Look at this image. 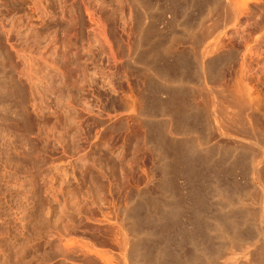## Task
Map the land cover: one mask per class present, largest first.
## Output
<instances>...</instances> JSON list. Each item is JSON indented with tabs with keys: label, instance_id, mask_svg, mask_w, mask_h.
<instances>
[{
	"label": "rangeland",
	"instance_id": "1",
	"mask_svg": "<svg viewBox=\"0 0 264 264\" xmlns=\"http://www.w3.org/2000/svg\"><path fill=\"white\" fill-rule=\"evenodd\" d=\"M256 2H251L248 19L237 22L225 8V0H0V264H105L95 251L107 253L113 264H137V255L145 251L153 256L140 260L155 264L162 245L158 240L165 234L168 250L176 258L180 256V262L263 263L264 248L259 246L262 251L253 246L257 228L250 231L247 226L249 230L245 228L238 234L237 241L229 235L230 240H225L214 230L227 214L237 220L243 216L239 222L246 212L258 220L262 218L264 197L255 176L257 160L264 152V123L259 127L263 131H257L259 128L247 118L246 109L242 105L241 111L235 108L238 98L234 89L235 75L240 73L245 57L244 41L248 36H264L260 32L264 31L262 23L253 26L261 14L257 13ZM86 8L97 16L96 24L90 23ZM12 25L16 31V27L20 29L24 44H20L23 42L19 37L17 44L29 55H25L30 59L28 70L32 68L28 77L33 75V80L24 78L20 58L7 45L5 33ZM223 90L235 94L224 95ZM223 95L229 99L233 96L228 102L233 100L236 106L230 104L234 108L222 109L225 112L221 113L227 103ZM230 105L227 103V107ZM218 165L223 170L219 168L215 173ZM184 169L196 171L187 175ZM199 191L206 196L202 197ZM231 195L237 198L232 200ZM177 209L183 210L178 213ZM144 211L152 220L160 215L165 224L157 218L148 222L145 219L150 217L146 218ZM223 214L226 215L221 217ZM172 216H180L179 222H174ZM189 217L202 222L204 232L213 236H206L211 241L205 239L200 224L198 238L199 232L194 235L198 242H189L191 238L187 237L191 235H180V224ZM134 218L140 224L137 219L131 221ZM168 224L176 228L172 231ZM120 225L123 228H118ZM165 225L172 234L163 232L167 230ZM119 229L128 243L124 252L115 242ZM204 245L206 250L202 249Z\"/></svg>",
	"mask_w": 264,
	"mask_h": 264
},
{
	"label": "bare ground",
	"instance_id": "2",
	"mask_svg": "<svg viewBox=\"0 0 264 264\" xmlns=\"http://www.w3.org/2000/svg\"><path fill=\"white\" fill-rule=\"evenodd\" d=\"M33 1H36V0H33ZM39 1V0H38ZM217 1V0H216ZM224 1V0H223ZM255 1V0H254ZM257 2L256 3H258V5H256V9L258 10V12L257 13H261L260 15H259V17H257V18H259L257 21H256V23H254L253 24V26L255 27V26H258V24H260V23H262V25L264 26V0H256ZM41 2H43V1H41ZM251 2H253V0H225V8H227V10L229 11V12H231V14L234 16V18L236 19V21L238 22H243V21H245V19L247 18L248 19V16H250L251 15V13H250V5H251ZM62 3V2H61ZM255 3V2H254ZM42 4V3H41ZM60 5H62V4H60ZM85 5V4H84ZM189 5V4H188ZM209 5V4H208ZM211 5V4H210ZM223 5V4H222ZM190 6V5H189ZM63 7V6H62ZM61 7V8H62ZM209 7V6H208ZM207 8V7H206ZM211 8V7H210ZM210 8H207V9H210ZM60 10H62V9H60ZM256 10V11H257ZM86 11H87V13H88V15L87 16H89V21H90V23H94V24H96V20H95V18L94 17H97V16H94L93 14H92V12L90 13L89 12V9L88 8H86ZM255 11V12H256ZM43 12V9H42V11L40 12V13H42ZM61 12V11H60ZM63 12V11H62ZM252 12H254L253 10H252ZM86 13V14H87ZM94 13H95V11H94ZM228 13V12H227ZM224 14V13H223ZM229 15V14H228ZM227 15V16H228ZM257 15V14H256ZM43 16V15H42ZM41 16V17H42ZM209 17H210V15H208ZM224 16V15H223ZM226 16V15H225ZM254 16V15H253ZM258 16V15H257ZM232 17V16H231ZM99 18V17H98ZM217 18V17H216ZM223 18V17H222ZM97 19V18H96ZM100 19V18H99ZM224 19V18H223ZM230 18H228V20H229ZM225 20H227V19H225ZM256 20V19H255ZM254 20V21H255ZM76 21V20H75ZM99 21H101V20H99ZM231 21V20H230ZM247 21V20H246ZM214 22V21H213ZM217 22V21H216ZM225 22V21H224ZM100 23V22H99ZM245 24V23H244ZM250 24H252L251 22L249 23V25ZM92 25V24H91ZM100 25V24H99ZM98 25V26H99ZM222 25V24H221ZM102 26H104L103 24H102ZM259 26H261V24L259 25ZM263 26H262V29H263ZM250 27V26H249ZM248 27V29H250V28H252V27H250L249 28ZM103 28V27H102ZM222 28V27H221ZM256 28H258V27H256ZM256 28H253V29H256ZM16 29H17V31L13 28V25H12V28H11V30H9L8 32H6L5 33V38H6V42L8 43L7 45H9V47H10V49H11V52L13 53V54H15L18 58H20V60H21V64H22V66H23V69H22V71H23V73L22 74H24L23 76H25L24 78H26V79H28V78H30V77H28L29 75H31V74H29V72L31 73L32 71V68H31V70H28V69H30V67H28V62H30V59L28 58V60H27V58L25 57V55L27 54L24 50H23V48H21L22 46H20V44H24V40H23V38H22V36L20 35V29L18 28V27H16ZM100 29V28H99ZM261 29V27L259 28V30ZM105 30V29H104ZM251 30V29H250ZM258 29H257V31H256V33L259 31ZM102 32H103V30H102ZM248 32V31H247ZM255 32V31H254ZM261 33L263 32V35H264V31H260ZM15 33H17L16 35H15ZM103 34H105V32L103 33ZM198 34V33H197ZM208 34V33H207ZM254 34V33H253ZM253 34H250L249 33V35H253ZM260 34V33H259ZM106 35V34H105ZM200 35V34H199ZM226 35V34H225ZM256 35H258V34H256ZM203 36H206V34H204ZM17 37H19L20 38V40H22L21 42H23V43H20L18 40H17ZM105 37V36H104ZM193 38H194V36H193ZM250 39L249 41H251V42H249L247 39ZM248 38L246 39L248 42H246V40L244 41L245 42V44H246V46H245V52H243L245 55V57H244V59L243 60H241L242 62H241V68H240V73L238 74L237 73V75H235V77H236V80H235V83L234 84H236V86H235V92L237 93V95H235V97L236 98H238V100H234L235 102H237V103H235V104H237V106L236 105H234L233 103H232V101H230V102H228L229 100H231V98L233 97V96H228V97H231L230 99L229 98H227V97H224V95L227 93L228 95H231V94H235V92H231L230 90V93H228L227 91H224L225 93H224V95H223V99L225 98H227V103L230 105V104H233L232 106H236L235 108H238V111H241V110H239L240 109V105H242V107L243 108H245L246 109V113H248V119H250L252 122H253V124L254 123H256L257 124V126H258V128L260 127V125H261V123H264V52L263 51H261V50H263L264 49V36H262V34H261V36L260 35H258V36H256L255 38L253 37L252 38V36L251 37H249L248 36ZM251 38H252V40H251ZM69 39V38H68ZM106 40H107V38H105ZM222 39V38H221ZM245 39V38H244ZM16 40V41H15ZM206 39H204L203 41H205ZM215 40V39H214ZM20 43V44H17L18 42ZM67 41V40H66ZM197 41V40H196ZM16 42V43H15ZM69 42V41H68ZM71 42V41H70ZM69 42V43H70ZM222 42H223V40H222ZM221 42V40H220V43L221 44H224V43H222ZM107 43V42H106ZM220 43H217V44H220ZM63 44H64V42H63ZM196 44V43H195ZM215 44V43H214ZM65 45H66V43H65ZM65 45H63L64 47H65ZM200 45V44H199ZM230 45V44H229ZM227 46V45H226ZM65 49V48H64ZM216 49V48H215ZM211 50V49H210ZM209 50V51H210ZM225 50H226V48H225ZM66 51V50H65ZM217 51V50H216ZM213 52V51H212ZM212 52H209V53H211L212 54ZM215 52V51H214ZM220 53H222V52H220ZM65 54V53H64ZM15 56V57H16ZM27 56H29L28 54H27ZM215 57V56H214ZM17 58V59H18ZM184 58V57H183ZM157 59V58H156ZM19 60V59H18ZM28 61V62H27ZM215 61H217V60H215ZM219 61V60H218ZM182 62V61H181ZM199 63H201V62H199ZM187 64V63H186ZM207 64V63H206ZM205 64V65H206ZM211 64V63H210ZM183 65H184V63H183ZM29 66H30V64H29ZM189 66V65H188ZM200 66V65H199ZM212 66V65H211ZM214 66V65H213ZM31 67H32V65H31ZM182 68H183V66H181ZM181 67H179V68H181ZM206 67V66H205ZM199 68H201V67H199ZM172 70V69H171ZM201 70V69H200ZM175 71V70H174ZM179 71V70H178ZM183 71V70H182ZM199 71V70H198ZM206 71V70H205ZM237 71V70H236ZM235 71V72H236ZM181 72V71H180ZM234 72V73H235ZM162 73H164L163 71H162ZM206 73V72H205ZM233 73V71H232V74H234ZM175 74V73H174ZM209 74V73H208ZM184 75V74H183ZM186 75V74H185ZM23 76H22V78H23ZM208 76V75H207ZM32 77H33V75H32ZM31 77V78H32ZM179 77V76H178ZM235 77H234V79H235ZM21 78V79H22ZM30 78V79H31ZM201 78V77H200ZM208 78V77H207ZM209 78H211L210 76H209ZM208 78V79H209ZM231 78H232V75H231ZM26 79H24V80H26ZM207 79V80H208ZM23 80V79H22ZM31 80H33V79H31ZM30 80V81H31ZM210 80V79H209ZM233 81V80H232ZM26 83H30V82H27V80L25 81ZM32 82V81H31ZM210 82V81H209ZM30 84H32V85H34L33 84V82L32 83H30ZM30 84H28V85H30ZM32 85H30L31 87H32ZM223 85H224V83H223ZM226 85V84H225ZM221 86V85H220ZM227 86V85H226ZM231 86V85H230ZM210 87V86H209ZM234 87V86H233ZM233 87H232V90H233ZM33 88V87H32ZM31 88V89H32ZM221 88V87H220ZM219 88V89H220ZM153 89V88H152ZM215 89V88H214ZM159 90V89H158ZM213 90V89H212ZM221 90V89H220ZM156 91H157V89H156ZM215 91V90H214ZM222 91V90H221ZM234 91V90H233ZM216 92V91H215ZM153 93V92H152ZM172 93V92H171ZM175 94V93H174ZM219 94L221 95V93H220V91H219ZM226 94V95H227ZM176 95V94H175ZM178 96V95H177ZM222 96V95H221ZM238 96V97H237ZM179 97V96H178ZM222 98V97H221ZM235 98V99H236ZM181 99V98H180ZM216 99V98H215ZM218 99V98H217ZM234 99V98H233ZM161 101V100H160ZM167 101V100H166ZM170 101V100H169ZM217 101V100H216ZM156 102V101H155ZM154 102V103H155ZM159 102V101H158ZM223 102H226V100H224ZM160 103V102H159ZM172 103V102H171ZM174 103V102H173ZM216 103V102H215ZM227 103L224 105V108H221V110L222 109H226V110H228L227 108H234V107H232L231 105V107H227ZM157 104V103H156ZM163 103H161L160 105H162ZM217 104V103H216ZM165 105V104H164ZM178 105V104H177ZM160 107V106H159ZM165 107H166V105H165ZM169 107V106H168ZM173 107H175V106H173ZM170 108V107H169ZM176 108V107H175ZM178 108V107H177ZM168 109V108H167ZM216 109H217V107H216ZM244 109V110H245ZM164 110V109H163ZM175 110V109H174ZM182 110V109H181ZM234 110V109H233ZM244 110L242 109V111H243V113H242V116H243V114H244ZM24 111V110H23ZM176 111H178V110H176ZM176 111H175V113H176ZM180 111V110H179ZM232 111V110H231ZM237 110H236V112H238ZM168 112V111H167ZM171 112V111H170ZM173 112V111H172ZM218 112V111H217ZM216 112V113H217ZM223 112H225V111H223L222 110V112L221 113H223ZM229 112H230V110H229ZM174 113V112H173ZM172 113V114H173ZM179 113V112H178ZM182 113V112H181ZM220 113V114H221ZM228 113V112H227ZM226 113V114H227ZM238 113H240V112H238ZM211 114V113H210ZM225 114V113H224ZM223 114V115H224ZM234 114V113H233ZM26 115V114H25ZM175 116L177 115V114H174ZM223 115H221V116H223ZM245 115V114H244ZM173 116V115H172ZM225 116V115H224ZM227 116H229V115H227ZM232 116V115H231ZM234 116V115H233ZM178 117V116H177ZM214 117V116H213ZM235 117H236V115H235ZM237 117H240V116H237ZM174 118H176V117H174ZM179 118L181 119V117L179 116ZM183 118V117H182ZM218 118H220V116L218 117ZM223 118V117H222ZM227 118V117H226ZM225 118V119H226ZM229 118V117H228ZM246 118V117H245ZM184 119V118H183ZM230 119V118H229ZM179 120V119H178ZM217 120V119H216ZM216 120H215V123H216ZM220 120H221V123L223 122L222 121V119L220 118ZM220 120L218 119V121L220 122ZM233 120V119H232ZM238 120V119H237ZM21 121V120H20ZM25 121V120H24ZM180 121V120H179ZM189 121V120H188ZM14 121H12V123H13ZM17 122V121H16ZM181 122V121H180ZM197 122V121H196ZM241 122V121H240ZM251 122V123H252ZM182 123V122H181ZM177 124H179V123H177ZM185 124V123H184ZM181 125V124H180ZM183 125V124H182ZM187 125V124H186ZM222 125V124H221ZM185 126V125H184ZM224 126V125H223ZM227 126V125H226ZM263 126V125H262ZM261 126V127H262ZM178 127V126H177ZM225 127V126H224ZM255 127V126H254ZM179 128H180V126H179ZM190 128V127H189ZM264 128V127H263ZM177 129V128H176ZM185 129V128H184ZM230 129V128H229ZM260 129L261 128H259V130H257V131H260ZM165 130V129H164ZM219 130V129H218ZM262 130V129H261ZM180 131V130H179ZM183 131V130H182ZM185 131V130H184ZM263 131V130H262ZM164 132V131H163ZM256 132V131H255ZM154 133V132H153ZM166 133V132H165ZM260 133V132H259ZM259 133H258V135H259ZM264 133V132H263ZM264 135V134H263ZM157 137V136H156ZM160 137V136H159ZM158 137V138H159ZM11 139V138H10ZM9 139V140H10ZM161 139V138H160ZM12 140V139H11ZM30 140V139H29ZM158 140V139H157ZM182 140V139H181ZM164 140H162V142H163ZM169 141V140H168ZM197 141V140H196ZM13 142V141H12ZM181 142V141H180ZM179 142V143H180ZM258 142V141H257ZM6 143V142H5ZM4 143V144H5ZM11 143V142H10ZM159 143H160V141H159ZM166 143V142H165ZM175 143V142H174ZM183 143V142H182ZM187 143V142H186ZM185 143V144H186ZM194 143H196V142H194ZM206 143V142H205ZM204 143V144H205ZM0 144H2V143H0ZM3 144V145H4ZM12 144V143H11ZM13 144H16V143H13ZM161 144V143H160ZM164 144V143H163ZM178 144V143H177ZM188 144V143H187ZM203 144V145H204ZM8 145V144H7ZM167 145V144H166ZM171 145H173V144H171ZM176 145V144H175ZM183 145H184V143H183ZM196 145V144H195ZM206 145V144H205ZM221 145V144H220ZM223 145V144H222ZM221 145V146H222ZM1 146V145H0ZM5 146H6V144H5ZM160 146V145H159ZM179 146V145H178ZM192 146V145H191ZM3 147V146H2ZM11 147H12V145H11ZM18 147V146H17ZM161 147H165V146H161ZM193 147V146H192ZM237 147V146H236ZM263 147H264V145H263ZM8 148V147H7ZM14 149H15V147H13ZM160 148V147H159ZM179 148V147H178ZM177 148V149H178ZM181 148V147H180ZM189 148V147H188ZM216 148H217V146H216ZM219 148V147H218ZM230 148V147H229ZM239 148V147H238ZM21 149V148H20ZM165 149H166V147H165ZM175 149V148H174ZM186 150H187V148H185ZM190 149V148H189ZM188 149V150H189ZM220 149V148H219ZM218 149V150H219ZM10 150V149H9ZM15 150H18V148L17 149H15ZM167 150V149H166ZM169 150V149H168ZM173 150V149H172ZM183 149H181V151H182ZM194 150V149H193ZM192 150V148H191V151H193ZM205 150V149H204ZM217 150V151H218ZM263 150V149H262ZM12 151H13V149H12ZM164 151V150H163ZM178 151H179V149H178ZM195 151V150H194ZM238 151V150H237ZM10 152V151H9ZM18 152V151H17ZM165 152V151H164ZM170 152V154H171V152L172 151H169ZM168 152V153H169ZM176 152V151H175ZM174 152V153H175ZM213 152V151H212ZM225 152H227V151H225ZM260 152V151H259ZM13 153H15L14 151H13ZM28 153V152H27ZM162 153V152H161ZM187 153H188V151H187ZM186 153V154H187ZM192 153V152H191ZM191 153H188V154H191ZM219 153V152H218ZM221 153V152H220ZM219 153V154H220ZM223 153V152H222ZM236 153V152H235ZM261 154H262V156L261 157H259L260 159L259 160H257V158H256V160H257V165H256V175L257 176H255V177H257L258 178V181H259V183H260V185H261V195L264 197V152L262 153V152H260ZM3 154V153H2ZM17 154V153H16ZM15 154V155H16ZM30 154V153H29ZM192 154H194V153H192ZM196 154V153H195ZM226 154V153H225ZM241 154V153H240ZM247 154H249V153H247ZM5 155V154H4ZM9 154H7V156H8ZM169 155V154H168ZM173 156H174V154H172ZM177 155H179V154H177ZM214 155V154H213ZM217 155V154H216ZM223 155V154H222ZM238 155V154H237ZM257 155V154H256ZM255 155V156H256ZM259 155V154H258ZM6 156V157H7ZM12 156H13V154H12ZM11 156V157H12ZM17 156V155H16ZM165 156H167V155H165ZM175 156H176V154H175ZM195 156V155H194ZM199 156V155H198ZM221 156V155H220ZM240 156V155H239ZM241 156H242V154H241ZM25 157V156H24ZM28 157H30V156H28ZM42 157V156H41ZM179 157H180V155H179ZM205 157V156H204ZM248 157H249V155H248ZM254 157V156H253ZM10 158V157H9ZM19 158V157H18ZM21 158V157H20ZM26 158V157H25ZM31 158V157H30ZM169 158H171V157H169ZM176 158V157H175ZM174 158V159H175ZM198 158V157H197ZM226 158V157H225ZM231 158V157H230ZM233 158V157H232ZM238 158V157H237ZM243 158V157H242ZM13 159H14V157H13ZM28 159V158H27ZM173 159V158H172ZM196 159V158H195ZM207 159H208V157H207ZM222 159V158H221ZM252 159H254V158H252ZM11 160V159H10ZM29 160V159H28ZM218 161H219V159H217ZM227 160V159H226ZM230 160V159H229ZM243 160V159H242ZM247 160V159H246ZM250 160V159H249ZM21 161V160H20ZM25 161V160H24ZM172 161V160H171ZM194 161V160H193ZM235 161H237V160H235ZM241 161V159L239 160V162ZM244 161V160H243ZM251 161H253V160H251ZM14 162V161H13ZM22 162H23V160H22ZM28 162V161H27ZM173 162V161H172ZM182 162H184V161H182ZM207 162H208V160H207ZM210 162H212V161H210ZM220 162V161H219ZM223 162H225V161H223ZM230 162V161H229ZM228 162V163H229ZM242 162V161H241ZM37 163V162H36ZM168 163V162H167ZM171 163V162H170ZM213 163V162H212ZM215 163H217V162H215ZM246 163V162H245ZM252 163V162H251ZM12 164V163H11ZM15 164V163H14ZM173 164H176V163H173ZM188 164V163H187ZM187 164H186V166H187ZM200 164H202V163H200ZM208 164V163H207ZM211 164V163H210ZM223 164V163H222ZM234 164V163H233ZM241 164V163H240ZM168 165V164H167ZM171 165V164H170ZM184 165V164H183ZM182 165V166H183ZM215 165V164H214ZM217 165V164H216ZM215 165V166H216ZM247 165V164H246ZM4 166V165H3ZM176 166H178V165H176ZM186 166H185V168H186ZM188 166H189V164H188ZM187 166V168H189ZM190 166H191V164H190ZM193 166V165H192ZM191 166V167H192ZM219 166V165H218ZM233 166V165H232ZM236 166V165H235ZM242 166V165H241ZM179 167H180V165H179ZM197 167V166H196ZM200 167V166H199ZM231 167V166H230ZM253 167V166H252ZM177 169H178V167H176ZM175 168V169H176ZM184 168V167H183ZM195 168V167H194ZM193 168V169H194ZM213 168V167H212ZM219 168H222V167H218L214 172L216 173V171L219 169ZM239 168V167H238ZM251 168V167H250ZM182 169V168H181ZM193 169H188V170H186L185 171V169L183 170V171H185V172H187V175H191V174H195V171L196 170H193ZM196 169V168H195ZM199 169V168H198ZM210 169V168H209ZM236 169V168H235ZM171 170V169H170ZM172 170H174L173 168H172ZM171 170V171H172ZM200 170V169H199ZM201 170H202V168H201ZM200 170V171H201ZM206 170V169H205ZM212 170V169H211ZM222 170H223V168H222ZM231 170V169H230ZM251 170V169H250ZM166 171H169V170H166ZM176 171V170H175ZM178 171V170H177ZM199 171V172H200ZM202 171H204V170H202ZM201 171V172H202ZM207 171H208V169H207ZM219 171V170H218ZM225 171V170H224ZM173 172V171H172ZM178 172H180V171H178ZM178 172H176L175 174L176 175H178L177 173ZM185 172H184V174H185ZM200 172V173H201ZM209 172V171H208ZM222 172V171H221ZM220 172V173H221ZM226 172V171H225ZM236 172V171H235ZM253 172V171H252ZM255 172V171H254ZM182 173V172H181ZM190 173V174H189ZM210 173H211V171H210ZM170 174H171V172H170ZM174 174V173H173ZM183 174V175H184ZM199 174V173H198ZM208 174V173H207ZM217 174H218V172H217ZM181 174H179V176H180ZM212 175V174H211ZM214 175V174H213ZM212 175V176H213ZM219 175V174H218ZM178 176V177H179ZM184 176H186V174L184 175ZM194 176V175H193ZM193 176H191V178H193ZM202 176L203 175H201V177L200 178H202ZM208 176H209V174H208ZM216 176V175H215ZM224 176V175H223ZM227 176V175H226ZM230 176V175H229ZM251 176V175H250ZM187 177H189V176H187ZM214 177V176H213ZM212 177V178H213ZM220 177V175L217 177L216 176V178H219ZM235 177V176H234ZM174 178V177H173ZM181 178H182V176H181ZM190 178V177H189ZM215 178V177H214ZM215 178V179H216ZM224 178V177H223ZM184 179H185V177H184ZM206 179V178H205ZM235 179V178H234ZM183 180V179H182ZM190 180V179H189ZM193 180V179H192ZM196 181H197V179H195ZM199 180H201V179H199ZM218 180V179H217ZM220 180V179H219ZM203 181V180H202ZM206 181V180H205ZM224 181V180H223ZM233 181V180H232ZM253 181V180H252ZM186 182V181H185ZM207 182V181H206ZM212 182V181H211ZM238 182V181H237ZM236 182V183H237ZM166 183V182H165ZM204 183V182H203ZM215 183H219L218 181L216 182L215 181ZM167 184V183H166ZM169 184V183H168ZM186 183H184V185H185ZM190 184V183H189ZM188 184V185H189ZM202 184V183H201ZM201 184H198V186L199 185H201ZM207 184V183H206ZM214 184V183H213ZM212 184V185H213ZM229 184H231V186L230 187H232V183H229ZM171 185H172V183H171ZM197 185V184H196ZM203 185H205V184H203ZM214 185H216V184H214ZM213 185V186H214ZM221 185V184H220ZM233 185H234V183H233ZM238 185V184H237ZM175 186V185H174ZM177 186H179V185H177ZM176 186V187H177ZM187 186V185H186ZM192 186H195V185H192ZM197 186V187H198ZM222 186V185H221ZM220 186V187H221ZM169 187V186H168ZM189 187V186H188ZM215 187V186H214ZM213 187V188H214ZM174 188V187H173ZM183 188V187H182ZM195 188H196V186H195ZM209 188V187H208ZM219 188V187H218ZM217 188V189H218ZM235 188H236V186H235ZM234 187H233V191H234V189H235ZM237 188H239V187H237ZM260 188V187H259ZM186 189V188H185ZM194 189V188H193ZM216 189V190H217ZM221 189V193H222V188H220ZM179 190H181L180 188H179ZM179 190H178V192H176L177 194H179ZM200 190H202V189H200ZM204 190V189H203ZM215 190V189H214ZM213 190V191H214ZM223 190H224V187H223ZM225 190H227V189H225ZM236 190V189H235ZM238 190V189H237ZM245 190V189H244ZM166 191V190H165ZM170 191V190H169ZM176 191V190H175ZM183 191V190H182ZM211 191V190H210ZM218 191V190H217ZM217 191H215L214 193L216 194V192ZM228 191V190H227ZM246 191V190H245ZM21 192V191H20ZM31 192V191H30ZM194 192V191H193ZM196 192V191H195ZM198 192V191H197ZM196 192V193H197ZM201 191H199V193H200ZM212 192V191H211ZM219 192V191H218ZM217 192V194H219ZM236 192V191H235ZM23 193V192H22ZM182 193V192H181ZM186 193V192H185ZM191 193V192H190ZM207 193H209V192H207ZM224 193V192H223ZM228 193V192H227ZM231 193V192H230ZM229 193V194H230ZM233 193V192H232ZM237 193V192H236ZM183 194V193H182ZM194 194V193H193ZM211 194V193H210ZM224 194H226V193H224ZM228 194V195H229ZM234 194V193H233ZM167 195V194H166ZM171 195V194H170ZM181 195V194H180ZM188 195V194H187ZM198 195V194H197ZM200 195L202 196V197H205V196H203L201 193H200ZM208 195V194H207ZM221 194H219V196H220ZM237 195V194H236ZM236 195H231V199L232 200H234V197L236 196ZM240 195V194H239ZM246 195V194H245ZM172 196V195H171ZM174 196V195H173ZM184 197H185V195H183ZM209 196V195H208ZM212 196H213V199H214V195H213V193H212ZM217 196V195H216ZM224 196V195H223ZM222 196V197H223ZM194 197V196H193ZM200 196H198V198H199ZM226 197H227V195H226ZM244 197V196H243ZM23 198V197H22ZM175 198V197H174ZM178 198V197H177ZM179 198H180V196H179ZM188 198H189V196H188ZM208 198V197H207ZM236 198H237V196H236ZM241 198V197H240ZM19 199H20V197H19ZM182 199V198H181ZM187 199V198H186ZM191 199V198H190ZM190 199H188V200H190ZM201 199V198H200ZM203 199V198H202ZM210 199H211V197H210ZM220 199H221V197H220ZM241 199H243V198H241ZM175 200V202L177 201V199L175 198L174 199ZM183 200V199H182ZM193 200V199H192ZM228 200V199H227ZM226 200V201H227ZM246 200V199H245ZM260 200V199H259ZM264 200V199H263ZM191 201V200H190ZM195 201H198L197 199L195 200L194 199V202ZM204 201V200H203ZM215 201H218V200H215ZM223 201H224V199H223ZM223 201H222V203H223ZM225 201V202H226ZM229 201H230V199H229ZM240 202H242L241 200H239ZM261 201V200H260ZM259 201V203H261ZM193 202V201H192ZM191 202V203H192ZM193 202V203H194ZM198 202H200V201H198ZM202 202V201H201ZM208 202H209V200H208ZM236 202V201H235ZM238 202V201H237ZM239 202V203H240ZM246 202V201H245ZM248 202V201H247ZM178 203H180L179 201H178ZM178 203H175V206H176V204H178ZM204 203V202H203ZM207 203V202H206ZM220 203V202H219ZM238 203V204H239ZM263 203V202H262ZM167 204V203H166ZM184 204V203H183ZM183 204H182V206H183ZM188 205H190V203L188 202L187 203ZM197 204V203H196ZM215 204V203H214ZM230 204V203H229ZM232 204H234V202L232 203ZM237 204V203H236ZM181 205V204H180ZM180 205H178V206H180ZM187 205V206H188ZM193 205H195V204H192V206ZM207 205V204H206ZM211 205V204H210ZM219 205V204H218ZM227 205H228V203H227ZM242 205V204H241ZM244 205H246L245 203H244ZM261 205V204H260ZM162 206V205H161ZM160 206V207H161ZM169 206V205H168ZM167 206V207H168ZM186 206V207H187ZM197 206V205H196ZM198 206H199V204H198ZM205 206V205H204ZM215 206V205H214ZM231 206V205H230ZM229 206V207H230ZM233 206H236V205H233ZM166 207V206H165ZM186 207H184V209L186 208ZM202 207V206H201ZM219 207V206H218ZM217 207V208H218ZM228 207V208H229ZM246 207V206H245ZM248 207V206H247ZM246 207V208H247ZM251 207V206H250ZM253 207V206H252ZM251 207V208H252ZM151 208V207H150ZM163 208V207H162ZM181 208V207H180ZM196 208V207H195ZM198 208V207H197ZM204 208V207H203ZM213 208V207H212ZM220 208H222L221 207V205H220ZM232 208V207H231ZM145 209H147V208H145ZM206 209V208H205ZM241 209V208H240ZM254 209V208H253ZM148 211H149V209H147ZM146 210V211H147ZM170 210V209H169ZM179 209H177V212L178 213H180L183 209H181V210H179ZM188 210H191V209H189V207H188ZM188 210H187V212H188ZM195 210V209H194ZM219 211H220V209H218ZM222 210H224V209H222ZM228 210V209H227ZM239 210V209H238ZM126 211V210H125ZM124 211V212H125ZM140 211H142V210H140ZM152 211V210H151ZM175 211V210H174ZM186 211V210H185ZM193 211V210H192ZM197 211H198V209H197ZM207 211V210H206ZM205 211V212H206ZM213 211V210H212ZM217 211V210H216ZM219 211H217L216 213H219ZM247 211H248V209H247ZM258 211V209L256 210V212ZM123 212V211H122ZM123 212V213H124ZM161 212V211H160ZM172 212H173V210H172ZM199 212V211H198ZM197 212V213H198ZM203 212V211H202ZM215 212V211H214ZM231 212V211H230ZM237 212V211H236ZM235 212V213H236ZM251 212H253V211H251ZM151 213H153L154 214V212H151ZM150 213V214H151ZM174 213V212H173ZM173 213H171V215H173ZM224 213H225V211H224ZM238 213V212H237ZM236 213V214H237ZM241 213L242 214H244L245 215V213L244 212H242L241 211ZM261 215H262V218L260 219V220H258V218H253V217H251V215L248 213V212H246V215L244 216L245 218L243 219V221L242 222H239L240 220H241V218L243 217H239L240 218V220L238 219L237 220V218H236V216H227L226 214H223V216H221V217H224L225 215V217L224 218H222L221 220V223H217V224H220V225H216L215 223V225L217 226V228H215V226H210L211 228H213L214 230H217L218 232L217 233H219V237H221V238H225V240H226V238L228 237V235H229V237L230 236H235L234 238H236L237 237V235L238 234H242V232L243 231H245L244 229L246 228H248V230H249V227H251L250 228V231H251V229L252 228H257V230H256V233H253V234H255V237H254V239L253 240H255L254 242H255V244L253 243V246L256 248V247H259V246H261V247H263L264 248V225L262 226L261 225V223L262 222H264V205H262V208H261ZM260 213H259V215H260ZM138 214H140V213H138ZM144 214H145V211H144ZM167 214V213H166ZM170 214V213H169ZM202 214V213H201ZM206 214V213H205ZM213 214V213H212ZM231 214H232V212H231ZM124 215H125V213H124ZM142 215V214H141ZM140 215V216H141ZM148 215V214H147ZM152 215V214H151ZM155 215V214H154ZM174 215H176V214H174ZM173 215V216H174ZM179 215H181V214H179ZM193 215V214H192ZM208 215V214H207ZM222 215V214H221ZM253 215V214H252ZM258 215V213H257V216L260 218V216ZM144 216H146V214L144 215ZM144 216L142 215V218H144ZM153 216V215H152ZM159 217H156V215H155V217L157 218V220L158 221H160V222H162V223H164L163 221H161V220H163L162 218H160V215H158ZM161 216H163V215H161ZM167 216V215H166ZM168 216H170V215H168ZM172 216V217H173ZM177 216V215H176ZM173 217V220H174V222H179L178 221V218L180 217ZM194 216H196L195 214H194ZM198 216V215H197ZM206 216V215H205ZM210 215H208V217H209ZM215 216V215H214ZM213 216V217H214ZM240 216H241V214H240ZM255 216V215H254ZM148 217H150V215L148 216ZM147 216H146V218H148ZM236 219H235V218ZM256 217V216H255ZM138 218V217H137ZM137 218H134L133 220H131V221H133L134 222V220L135 219H137ZM141 218V217H140ZM152 217H150V218H148V219H145V220H148V222H155V221H157L156 220V218L154 219V220H152L151 219ZM160 218V219H159ZM164 218V217H163ZM170 218V220H171V217H169ZM193 218H195L194 220H193ZM203 218V217H202ZM216 218V217H215ZM180 219V218H179ZM183 218H181V220H182ZM188 219V218H187ZM186 219V220H187ZM201 219V218H200ZM219 219V218H218ZM217 219V220H218ZM254 221H253V220ZM118 220V219H117ZM167 220V219H166ZM172 220V221H173ZM180 220V221H181ZM206 220V219H205ZM210 220V219H209ZM212 220V219H211ZM253 221V223H255V224H253L252 223V221ZM201 221V220H200ZM218 221H220V220H218ZM137 222H138V224H140L139 223V220L137 219ZM159 222V223H160ZM169 223H170V221H168ZM118 223H119V221H118ZM157 223V222H156ZM202 223V222H201ZM200 222H199V220L197 219V217H192V219H191V217H189V220H187V221H185V222H183V224L181 223H179L180 224V226L181 225H183V226H179L178 227V225H177V227L179 228V229H181L180 231V235H182V236H184V238H186L187 236L186 235H191V236H193V239L195 238L194 237V235L197 233V232H199L200 231V229L204 232L205 230L203 229V227L201 226L202 224H201ZM120 224V223H119ZM133 224V223H132ZM137 223H136V221H135V223L133 224V226L135 225V227H136V225H138ZM165 224V223H164ZM199 224H200V229H199ZM213 224V225H214ZM146 225V224H145ZM152 226L154 225V224H151ZM156 226H157V224H155ZM159 225V224H158ZM162 226H163V224H161ZM168 225H171V224H168ZM168 225H165V227L166 226H168ZM121 226V225H120ZM140 226V225H139ZM160 226V225H159ZM172 226V231H173V227L175 226V225H171ZM170 226V227H171ZM247 226H249V227H247ZM254 226V227H253ZM134 227V228H135ZM138 227V226H137ZM206 227V226H205ZM204 227V228H205ZM208 227V226H207ZM118 228H123L122 226L121 227H118ZM124 228H125V226H124ZM167 228H169V227H166V229ZM175 228H176V226H175ZM139 229V228H138ZM163 229V228H162ZM170 229V228H169ZM169 229H167V230H163V232L164 231H169ZM253 229V230H254ZM171 230V229H170ZM211 230V229H210ZM214 230H213V232H214ZM154 231V230H153ZM178 231V230H177ZM208 231H209V228H208ZM212 231V230H211ZM211 231H209V232H211ZM255 231V230H254ZM170 232V231H169ZM216 232V231H215ZM231 232H234V233H232V234H230ZM154 233V232H153ZM156 233V232H155ZM208 233V232H207ZM245 233V232H244ZM243 233V234H244ZM158 234V233H157ZM170 234H172L171 232H170ZM174 234V233H173ZM193 234V235H192ZM199 234H200V232L198 233V235H197V238H198V236H199ZM203 234H206L205 232L203 233ZM208 234H210V233H208ZM208 234H206L205 235V239H208V238H206V236L208 237ZM211 235V234H210ZM216 235V234H215ZM251 235H252V233H251ZM251 235H249V238H251L250 236ZM165 236H166V234H165ZM164 235H161L160 236V238H159V240L158 241H160V239H161V241H162V245L161 246H159L160 247V253H158L159 255V258L157 259V263H155V264H187V262L188 261H183V262H186V263H183V262H180V256H177V258H176V254H174V256H173V253L171 254L170 252L171 251H169L168 250V248H169V246H168V241H167V238L165 237ZM191 236H188L187 237V239H189V238H191V240H188L189 242H198V241H195V239H194V241L192 240V237ZM212 236V235H211ZM216 236H218V235H216ZM239 236V235H238ZM115 237V236H114ZM117 240H115V242H118L119 244H118V246L120 247V249H121V251H126L127 250V245H128V243H127V239L125 238V236L122 234V232L120 231V229L118 230V232H117ZM155 237V236H154ZM170 237V236H169ZM179 237V236H178ZM204 237V236H203ZM202 236H201V238H203ZM213 237V236H212ZM228 237V238H229ZM241 237V236H240ZM157 238V237H156ZM166 238V239H165ZM177 238V237H176ZM196 238V240H198ZM200 238V239H201ZM217 238V237H216ZM232 238V237H231ZM242 238V237H241ZM114 239V238H113ZM158 239V238H157ZM183 239V238H182ZM217 239H220V238H217ZM243 239V238H242ZM163 240H165V242H163ZM181 240V239H180ZM203 240V239H202ZM208 240H210V237H209V239ZM207 240V241H208ZM213 240V239H212ZM216 240V239H215ZM222 240V239H221ZM224 240V239H223ZM229 240H230V238H229ZM236 241H237V238L235 239ZM244 241L246 240V239H243ZM184 241H186V240H184ZM205 241V240H204ZM206 241V242H207ZM211 241V240H210ZM214 241V240H213ZM212 241V243H215V241L213 242ZM240 241V240H239ZM238 241V242H239ZM110 242H112V241H110ZM157 241H155V243H156ZM199 242H203V241H199ZM225 242V241H224ZM230 242V244H231V241H229ZM252 242V241H251ZM173 243V242H172ZM233 243V242H232ZM245 243H246V241H245ZM245 243H244V246H245ZM159 244H161V243H158V245ZM164 244V245H163ZM181 244H184V243H182L181 242ZM197 244V243H196ZM196 244H195V246H196ZM211 243H209V244H207V245H210ZM188 245V244H187ZM194 244L192 243V246H193ZM198 245H200V244H198ZM202 245V244H201ZM200 245V246H201ZM212 245V244H211ZM147 246V245H146ZM146 246H145V248H146ZM154 246V245H153ZM191 246V245H190ZM194 246V247H195ZM203 246V245H202ZM216 246V245H215ZM237 246V245H236ZM239 246V245H238ZM249 246V245H248ZM247 246V247H248ZM252 246V245H251ZM155 247V246H154ZM158 247V248H159ZM165 247H167V248H165ZM181 246H179V248H180ZM182 247H184V246H182ZM205 247V248H204ZM204 247H202V249L204 250H206V245H204ZM208 247V246H207ZM210 247V246H209ZM212 247V246H211ZM261 247H259L260 249H261ZM134 248V247H133ZM145 248H144V250H145ZM156 248V247H155ZM245 248V247H244ZM253 248V247H252ZM135 249V248H134ZM152 249V248H151ZM157 249V248H156ZM182 249V248H181ZM192 249V248H191ZM195 249V248H194ZM209 249V248H208ZM148 250H149V248H148ZM153 250H155V249H153ZM152 250V251H153ZM196 250V253L198 254V250H197V248L195 249ZM253 250V249H252ZM262 251H263V249H261ZM60 251V250H59ZM151 251V250H150ZM156 251V250H155ZM181 251H183V250H181ZM192 251V250H191ZM194 251V250H193ZM198 251V252H197ZM258 251H260V250H258ZM57 252V251H56ZM63 252V251H62ZM122 252V253H123ZM147 252V251H146ZM154 252V251H153ZM152 252V253H153ZM157 252V251H156ZM158 252H159V249H158ZM173 252V251H172ZM179 252V251H178ZM185 252V251H184ZM209 252V251H208ZM208 252H207V254H208ZM255 252H256V250H255ZM60 253V252H59ZM58 253V254H59ZM89 253H90V251H89ZM96 255L95 256H98V258L99 259H101L102 260V262L103 263H105V264H113L112 263V258L111 257H108L107 256V253L106 254H104L103 255V253L102 254H100V252L99 253H96V251L94 252ZM105 253V252H104ZM138 253V252H137ZM136 253V254H137ZM139 253H140V250H139ZM138 253V254H139ZM148 253V252H147ZM186 253H187V251H186ZM196 253H193V254H195V255H197ZM201 253V252H200ZM200 253H199V255H200ZM263 253H264V251H263ZM256 254V253H255ZM91 255H93V251H92V254ZM124 255V254H123ZM140 255V256H139ZM139 255H137L138 257H140V259H143L144 261H146L145 259H146V257L148 256V255H150V254H148V255H146V253H145V251L143 252V254L142 253H140ZM188 255V254H187ZM203 255V254H202ZM257 255V254H256ZM153 256V255H152ZM151 256V257H152ZM209 256V255H208ZM207 256V257H208ZM260 256V255H259ZM258 256V257H259ZM149 258H151L150 256H148ZM178 257H179V259H178ZM189 258L191 257L190 255L188 256ZM187 257V259L189 260V258ZM196 257H199V256H196ZM201 257V256H200ZM202 257H204V256H202ZM148 258V259H149ZM157 258V257H156ZM173 258H176V259H174L173 260ZM192 258H195V257H193V255H192ZM261 258V257H260ZM139 259V258H138ZM139 259V261H138V263L137 264H141V262H142V260H140ZM147 259V260H148ZM185 259V258H184ZM196 259V258H195ZM190 260H191V258H190ZM189 260V261H190ZM196 260H198V259H196ZM261 260H262V264H264V254L262 255V258H261ZM141 261V262H140ZM144 261L142 262V264H146V262L144 263ZM176 261V262H175ZM199 261V260H198ZM198 261H196V262H198ZM202 261H204L203 259H202ZM191 262V261H190ZM190 262H188V264H190ZM200 263H203V262H201V260H200ZM193 264H195L194 262H193ZM197 264V263H196Z\"/></svg>",
	"mask_w": 264,
	"mask_h": 264
}]
</instances>
